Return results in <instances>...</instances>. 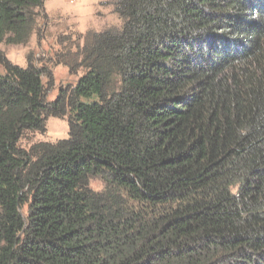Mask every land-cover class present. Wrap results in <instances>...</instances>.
I'll return each instance as SVG.
<instances>
[{
  "label": "trees",
  "instance_id": "1",
  "mask_svg": "<svg viewBox=\"0 0 264 264\" xmlns=\"http://www.w3.org/2000/svg\"><path fill=\"white\" fill-rule=\"evenodd\" d=\"M112 3L54 100L0 49V264H264V0ZM40 18L0 0V45Z\"/></svg>",
  "mask_w": 264,
  "mask_h": 264
},
{
  "label": "rangeland",
  "instance_id": "2",
  "mask_svg": "<svg viewBox=\"0 0 264 264\" xmlns=\"http://www.w3.org/2000/svg\"><path fill=\"white\" fill-rule=\"evenodd\" d=\"M113 0H45L47 19L39 21L27 44L3 42L0 49L7 58L21 66L28 65L31 55L40 66L49 68L53 76L50 82L46 76L48 100H54L60 89L74 85L83 70L72 72L64 62L79 55L85 37L92 31H102L109 25H120L121 19L113 10ZM80 44V46H79ZM0 70L3 68L0 66ZM70 125L67 117L50 116L46 131L30 132L20 141L29 148L36 141L54 142L68 138ZM95 189H101V180L91 182ZM26 207L24 211H26Z\"/></svg>",
  "mask_w": 264,
  "mask_h": 264
}]
</instances>
